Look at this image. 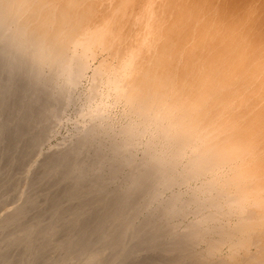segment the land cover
<instances>
[{"label":"bare ground","instance_id":"6f19581e","mask_svg":"<svg viewBox=\"0 0 264 264\" xmlns=\"http://www.w3.org/2000/svg\"><path fill=\"white\" fill-rule=\"evenodd\" d=\"M263 4L0 0V264H264Z\"/></svg>","mask_w":264,"mask_h":264},{"label":"rangeland","instance_id":"374dc122","mask_svg":"<svg viewBox=\"0 0 264 264\" xmlns=\"http://www.w3.org/2000/svg\"><path fill=\"white\" fill-rule=\"evenodd\" d=\"M263 6V8H264V4L262 5ZM262 6H261V8H258V9H255V10H258V11H256V15H255V13L254 14H252V12H255V10H253V9H249V8H247V10L245 9V7H243V6H240L239 8H242L241 10H242V12H241V17L239 16L238 17V15H240V14H238L237 15V13H240L239 12V8H238V12L235 14V13H233V15H236V17H238V18H236L235 16H233V15H231V14H229V16L231 15V17L229 18V17H227L226 19L227 20H229V26H234L235 28H237V30H239L240 31V29H242V28H244V29H242L240 32H242V34L243 35H245L247 38L253 33V35L251 36L252 37V40L254 41L255 39H256V37H257V41H260V39L262 40V41H264V37H262V35H264V34H262V33H264V29H263V27L264 26H262L261 25V23H263V22H261L260 23V20L264 17V15L263 14H261L263 17H261V19L259 20V19H257L255 16H257L258 17V15H257V13H259V11L260 10H262L263 11V13H264V9L262 8ZM229 9V8H228ZM243 9H245V10H243ZM249 10H251V11H249ZM253 10V11H252ZM243 11H245V12H243ZM246 11H248V12H246ZM236 12V11H235ZM243 13L245 14H247V13H249V14H247V15H252L253 16V19H257V21L255 22L254 20H252V18H251V15L249 16V17H247V16H245V15H243ZM255 15V16H254ZM234 17V19L236 18V21L234 22V19H233V17ZM245 16V17H244ZM229 18V19H228ZM244 20H246V24H243V19ZM245 18H247V19H245ZM250 18V19H249ZM233 20V21H232ZM248 20V21H247ZM250 20H252L251 22H253L254 23V25L256 26L257 25V28L259 27V23H260V28H258L257 30H256V27L254 26V28H251L252 26L250 25L251 23H250ZM259 20V21H258ZM262 20H264V18L262 19ZM261 20V21H262ZM230 21H231V23H230ZM237 21H239V22H237ZM245 22V21H244ZM226 23V22H225ZM237 23V24H236ZM255 23H258V24H255ZM242 24V25H241ZM264 24V23H263ZM246 27H245V26ZM237 26V27H236ZM251 26V27H250ZM230 27V28H231ZM238 27H240V29L238 28ZM250 28V29H249ZM245 29H249V30H246L245 31ZM251 29H253L252 30V32H251ZM243 30L247 33V34H245L244 32H243ZM259 30H262V32L261 31H259ZM254 31V32H253ZM256 31V32H255ZM259 31V32H258ZM249 33V34H248ZM255 33H256V36H255ZM260 33H261V36L260 37H262V38H260L259 39V35H260ZM259 34V35H258ZM249 35V36H248ZM253 37H255V38H253ZM250 38V37H249ZM251 40V41H252ZM255 40V41H256ZM263 44H264V42H262ZM261 43V44H262ZM74 88V89H73ZM89 91H88V86H76V88L75 87H72V89H71V91L70 90H68V93H69V101H68V99H67V97H66V100L64 101V103L66 104V102H67V104L65 105V106H61V109L58 111V114H57V119H56V121L54 122V124H53V126H52V132H51V135L49 136V139H48V141L47 142H45L44 143V147H45V149H47V148H49V147H56V146H60L61 144H63L64 142L66 143V141H69L71 138H72V136L78 131V130H80V129H82L84 126H86L87 124H89L88 122H90L89 120H88V118H86V117H84V116H82V115H80L79 114V112L82 110V109H84L85 108V106L86 105H88L89 103H91V98H92V96H91V94H89L88 93ZM93 101V100H92ZM64 105V104H63ZM64 108V109H63ZM82 108V109H81ZM59 120V121H58ZM88 120V121H87ZM57 122V123H56ZM79 126V127H78ZM55 130V131H54ZM71 137V138H70ZM66 139V140H65ZM69 139V140H68ZM51 143V144H50Z\"/></svg>","mask_w":264,"mask_h":264}]
</instances>
